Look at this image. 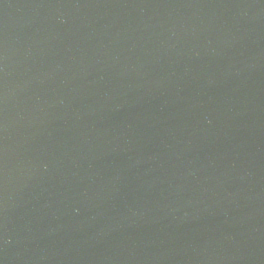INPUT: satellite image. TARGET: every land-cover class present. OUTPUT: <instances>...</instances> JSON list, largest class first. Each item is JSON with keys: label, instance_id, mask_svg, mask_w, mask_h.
<instances>
[{"label": "water", "instance_id": "95a60500", "mask_svg": "<svg viewBox=\"0 0 264 264\" xmlns=\"http://www.w3.org/2000/svg\"><path fill=\"white\" fill-rule=\"evenodd\" d=\"M0 264H264V0H0Z\"/></svg>", "mask_w": 264, "mask_h": 264}]
</instances>
